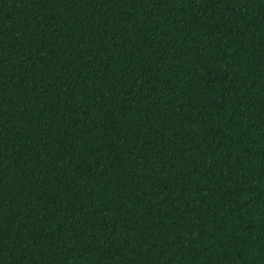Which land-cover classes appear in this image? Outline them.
I'll return each instance as SVG.
<instances>
[{"label": "trees", "instance_id": "1", "mask_svg": "<svg viewBox=\"0 0 264 264\" xmlns=\"http://www.w3.org/2000/svg\"><path fill=\"white\" fill-rule=\"evenodd\" d=\"M0 264H264V0H0Z\"/></svg>", "mask_w": 264, "mask_h": 264}]
</instances>
